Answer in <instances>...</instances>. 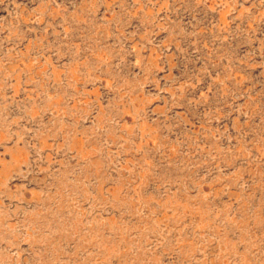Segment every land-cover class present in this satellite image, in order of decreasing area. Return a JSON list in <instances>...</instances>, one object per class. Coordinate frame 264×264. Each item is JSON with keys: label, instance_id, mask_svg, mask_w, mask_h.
I'll return each mask as SVG.
<instances>
[{"label": "rangeland", "instance_id": "obj_1", "mask_svg": "<svg viewBox=\"0 0 264 264\" xmlns=\"http://www.w3.org/2000/svg\"><path fill=\"white\" fill-rule=\"evenodd\" d=\"M0 264H264V0H0Z\"/></svg>", "mask_w": 264, "mask_h": 264}]
</instances>
